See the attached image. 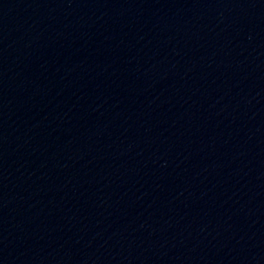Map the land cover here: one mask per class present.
I'll return each mask as SVG.
<instances>
[{"label":"water","instance_id":"95a60500","mask_svg":"<svg viewBox=\"0 0 264 264\" xmlns=\"http://www.w3.org/2000/svg\"><path fill=\"white\" fill-rule=\"evenodd\" d=\"M0 264H264V0H0Z\"/></svg>","mask_w":264,"mask_h":264}]
</instances>
